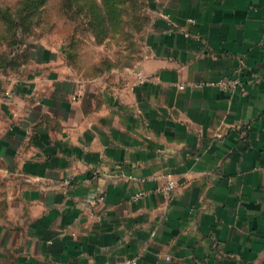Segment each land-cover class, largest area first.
<instances>
[{"label":"crops","instance_id":"1","mask_svg":"<svg viewBox=\"0 0 264 264\" xmlns=\"http://www.w3.org/2000/svg\"><path fill=\"white\" fill-rule=\"evenodd\" d=\"M146 6L126 72L84 82L37 47L0 97V264L264 259V0Z\"/></svg>","mask_w":264,"mask_h":264},{"label":"rangeland","instance_id":"2","mask_svg":"<svg viewBox=\"0 0 264 264\" xmlns=\"http://www.w3.org/2000/svg\"><path fill=\"white\" fill-rule=\"evenodd\" d=\"M147 23L146 0H0V97L37 47L61 51L84 82L126 72L141 55ZM4 209L0 184V218Z\"/></svg>","mask_w":264,"mask_h":264},{"label":"built area","instance_id":"3","mask_svg":"<svg viewBox=\"0 0 264 264\" xmlns=\"http://www.w3.org/2000/svg\"><path fill=\"white\" fill-rule=\"evenodd\" d=\"M136 82L137 84H144L146 82V77L142 73H137L136 75ZM217 85L220 86L223 90L228 91H236L239 89L240 93H244V88L242 83L238 79L230 80V79H219L217 82ZM68 181H64V185L67 186ZM175 181L171 178V176H167V182L162 187L161 191L164 194H169L175 187ZM143 196V193H138L135 195V199L140 198ZM166 260H169L168 257H166ZM122 264H134L133 261H124Z\"/></svg>","mask_w":264,"mask_h":264}]
</instances>
